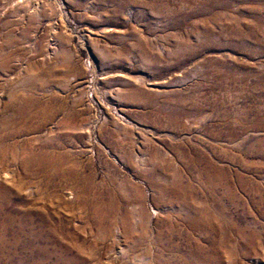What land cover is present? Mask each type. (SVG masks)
I'll use <instances>...</instances> for the list:
<instances>
[{
	"label": "rangeland",
	"instance_id": "rangeland-1",
	"mask_svg": "<svg viewBox=\"0 0 264 264\" xmlns=\"http://www.w3.org/2000/svg\"><path fill=\"white\" fill-rule=\"evenodd\" d=\"M0 264H264V0H0Z\"/></svg>",
	"mask_w": 264,
	"mask_h": 264
}]
</instances>
